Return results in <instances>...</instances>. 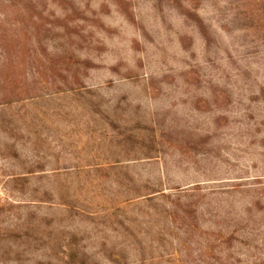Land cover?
I'll return each instance as SVG.
<instances>
[{"label": "rangeland", "instance_id": "rangeland-1", "mask_svg": "<svg viewBox=\"0 0 264 264\" xmlns=\"http://www.w3.org/2000/svg\"><path fill=\"white\" fill-rule=\"evenodd\" d=\"M0 264H264V0H0Z\"/></svg>", "mask_w": 264, "mask_h": 264}]
</instances>
